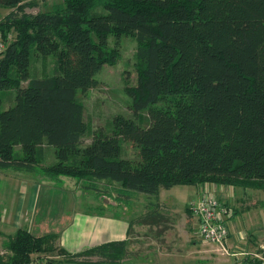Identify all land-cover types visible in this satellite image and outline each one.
Instances as JSON below:
<instances>
[{
    "label": "trees",
    "instance_id": "obj_1",
    "mask_svg": "<svg viewBox=\"0 0 264 264\" xmlns=\"http://www.w3.org/2000/svg\"><path fill=\"white\" fill-rule=\"evenodd\" d=\"M35 4L0 0L9 10L0 92L15 89L5 108L0 95V171L118 183L125 197L204 183L264 193V0H59L25 11ZM109 35L137 43L136 83L125 87L132 116L93 129L77 95L118 57ZM32 52L53 56L52 74L30 76ZM122 140L136 157L122 156ZM46 146L55 160L44 165ZM58 238L19 228L0 264H28L32 254L102 264L129 256L128 240L67 255Z\"/></svg>",
    "mask_w": 264,
    "mask_h": 264
},
{
    "label": "crops",
    "instance_id": "obj_2",
    "mask_svg": "<svg viewBox=\"0 0 264 264\" xmlns=\"http://www.w3.org/2000/svg\"><path fill=\"white\" fill-rule=\"evenodd\" d=\"M9 172L23 173L7 169L0 171V174ZM28 180L25 177L0 176V255L6 253L5 245L10 236L22 228L36 235L57 233V244L67 255L105 242L128 240V251L132 254L121 260L120 264H248L254 259L259 260L255 254L262 258L260 260L264 264V256L260 253L264 249V193L259 190L213 183L190 185L195 187L197 200L205 192L214 193L232 211L228 219L232 223H227V246L232 254L244 252L245 255H223L216 250V245L204 241L202 237L189 239V230L191 235L195 233L198 220L195 225L193 219L196 217L191 210L190 213L186 210L187 203L181 210L174 196L163 198V189L156 196L147 195V198L154 200L147 204L149 211H155L154 214L145 221L137 219L141 216L138 214L135 217L137 220L131 221L117 211L109 216L106 212L92 213L85 208L84 211H77L81 209L76 208L77 203L88 208V201L82 204L81 200L89 193H80L77 198L76 194L66 191L43 192L38 182L35 185ZM238 190L246 194L244 200L248 204L243 210L236 209V203L243 199L231 196ZM56 199L63 204L54 202ZM156 203H159V207L153 205ZM241 214H245L244 222L236 220ZM191 220L192 223H189ZM141 233L144 236H139ZM130 247L138 251L134 252ZM63 256L56 253L47 255L54 260L51 264H102L96 262L98 257L84 262L70 261ZM230 258H234V263Z\"/></svg>",
    "mask_w": 264,
    "mask_h": 264
},
{
    "label": "rangeland",
    "instance_id": "obj_3",
    "mask_svg": "<svg viewBox=\"0 0 264 264\" xmlns=\"http://www.w3.org/2000/svg\"><path fill=\"white\" fill-rule=\"evenodd\" d=\"M37 4L31 7H27L25 11L27 13H36L38 11H44L50 9L51 5L59 0H33ZM96 11L100 10V8H96ZM9 10L0 6V19L7 13ZM8 39L12 38V35L7 37ZM116 38L112 35L108 37V45L110 48H115L118 51V57L113 62V64H104L102 68L96 73V85L85 92L78 91L77 98L80 102H82L85 110V118L88 121V124L93 129L98 127H104L105 129H109L110 123L113 117L117 114H122L124 116H132V111L130 110L131 99L127 92L125 91V87L134 85L136 83V72H135V53H136V40L133 36L121 35L118 37L116 42ZM54 68V58L52 55L46 57H40L36 53L32 52L30 57V76H44L50 75L53 72ZM25 84V83H23ZM15 94V89H9L5 91H1L0 95L2 98V108L7 107L9 104L13 102ZM142 117H144L143 124L146 125L148 122L146 121V114L143 113ZM122 156L133 159L137 156V149L130 142L122 140ZM54 154L52 148L45 147V155L42 164L47 165L51 164L54 161ZM14 175V176H13ZM0 176H12V177H25L29 179L28 181L33 182L35 185L41 186L43 192L49 191H66L72 194H76L78 198V194L80 193H89L84 200H81L83 204L84 201H88L90 204L87 207L79 206L77 203L76 208L77 211H84L85 209H89L92 213L96 212H106L108 216L112 214V212L117 211L122 216H127L131 221L136 219L135 217L138 214H141V217L147 213H149L148 203L153 202V198H147L146 194L138 193V194H130L129 197H125L123 194L119 193L121 189L118 183H109L106 181H95L94 183L89 182L88 180L78 181L75 178L60 176V177H47V176H31L30 174L24 173H13L9 172L7 174H0ZM59 178H61L59 181ZM35 182H38L37 184ZM33 184V186H34ZM91 184L96 188H89L86 185ZM86 186V187H85ZM163 198L168 196H174L176 198V202L179 206V209L183 210V205L186 203V208L193 202L197 201L196 191L194 186L190 185H176L173 186L169 190H161ZM260 193V192H259ZM97 196V197H95ZM232 197L241 198L243 200L236 203V209L243 210L245 206L246 194H242L240 190L233 192ZM254 197V195H253ZM258 198L261 199L260 196ZM57 204H63L58 199H56ZM69 201L68 203H71ZM170 202V201H169ZM168 202V203H169ZM223 205V200H221ZM156 207H159V203L153 204ZM106 207V208H105ZM146 207V208H145ZM164 207V206H162ZM112 208V209H111ZM110 209V210H109ZM153 209V208H151ZM228 209V208H227ZM191 216V215H190ZM232 216V211L228 209V214L226 219ZM140 216H138L139 218ZM137 218V219H138ZM195 218V217H194ZM245 214H241L236 217V220L244 222ZM136 219V220H137ZM190 220V219H189ZM198 219H193V223L196 225V221ZM135 221V220H134ZM192 223V220L189 222ZM227 223H232V220ZM229 225V224H228ZM195 233L191 235L189 230V239H200L201 236L198 234V229L195 228ZM131 236V235H130ZM139 236H144V234H140ZM131 248V247H130ZM129 248V249H130ZM134 252L138 251V249L134 250ZM229 250V248H228ZM132 254L129 251V255ZM233 255L235 253H231L229 251L228 255ZM37 254H32L31 257ZM45 261V264H48L47 256L37 255ZM30 257V258H31ZM34 258V257H33ZM32 258V259H33ZM232 263H234V258H230ZM30 263V262H29ZM28 263V264H29Z\"/></svg>",
    "mask_w": 264,
    "mask_h": 264
},
{
    "label": "built area",
    "instance_id": "obj_4",
    "mask_svg": "<svg viewBox=\"0 0 264 264\" xmlns=\"http://www.w3.org/2000/svg\"><path fill=\"white\" fill-rule=\"evenodd\" d=\"M5 48V41L1 39L0 34V53ZM192 214L198 219L199 234L204 241L216 245L217 251L223 255H228L229 250L227 241L229 238V230L227 226L226 216L228 209L221 200L210 192H205L196 201L189 205ZM239 255H245L244 252L238 253ZM237 253L233 255H238ZM259 260L262 258L255 254ZM33 260L29 264H45V261L39 259L38 256H33ZM248 264H257L256 262H250ZM263 264V263H262Z\"/></svg>",
    "mask_w": 264,
    "mask_h": 264
}]
</instances>
